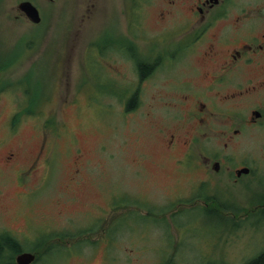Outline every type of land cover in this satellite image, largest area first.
<instances>
[{
  "label": "rangeland",
  "instance_id": "rangeland-1",
  "mask_svg": "<svg viewBox=\"0 0 264 264\" xmlns=\"http://www.w3.org/2000/svg\"><path fill=\"white\" fill-rule=\"evenodd\" d=\"M19 1L0 0V61L15 60L0 84V234L35 264H245L264 251V125L227 140L254 177L201 184L204 158L219 156L187 114L182 79H196L199 55L160 38L191 14L161 0H26L37 26L12 19ZM151 59L127 109L136 61Z\"/></svg>",
  "mask_w": 264,
  "mask_h": 264
},
{
  "label": "flooded vegetation",
  "instance_id": "flooded-vegetation-1",
  "mask_svg": "<svg viewBox=\"0 0 264 264\" xmlns=\"http://www.w3.org/2000/svg\"><path fill=\"white\" fill-rule=\"evenodd\" d=\"M23 2L27 1H19L11 7L14 21H31L20 9ZM161 2L171 7L182 5L191 14L187 21L177 26L178 32L164 29L167 33L160 35V38L163 41L172 39L171 46L179 47L180 51L193 46L192 50L199 55L200 70L195 72L196 79H190L192 73L187 74L182 79V86L187 88L186 92L193 103L192 109L187 112L196 120L192 126L193 140L196 142L197 132L207 135L203 138L206 150L219 156V159L204 158L206 164L203 169L206 173L202 186L210 183L212 172L217 175L224 173V177L231 183L245 177H254V160L250 155L242 158L241 162H233L232 153L225 155V152L229 148L227 140H231L229 144L235 145V137L242 134L243 128L264 125V0ZM37 11L40 20L38 23L32 22V25L39 26L42 16ZM177 37L180 39L175 45ZM118 46H122L121 41ZM136 54L137 50L134 51ZM14 62L0 61V84L3 81L2 74L7 73L12 67L10 64L14 65ZM141 64L148 67L144 74L140 70ZM136 69V88L127 99H133L134 105L141 82L157 70L152 59L137 60ZM212 138L223 140L222 147L217 148ZM16 155V151H11L5 161H10ZM187 157L189 160L190 156ZM250 160L253 161L247 163ZM18 178H21L20 175Z\"/></svg>",
  "mask_w": 264,
  "mask_h": 264
},
{
  "label": "trees",
  "instance_id": "trees-1",
  "mask_svg": "<svg viewBox=\"0 0 264 264\" xmlns=\"http://www.w3.org/2000/svg\"><path fill=\"white\" fill-rule=\"evenodd\" d=\"M140 70L141 73L144 74L145 72L148 71V67L147 65L141 64L140 65ZM132 103H133V99H131L130 101H128L127 104V108H131L132 107ZM49 123V121H47ZM8 247V249H10L9 253L7 256H5V258H2V256H0V264H16L15 263V256L22 251V247H20L17 242L13 241L10 237H8L5 234H0V252L1 250H3L4 248L6 249ZM50 251V250H48ZM38 260L37 255H35V260L32 264H35L36 261ZM245 264H264V251H262L261 253H259L257 256H255L253 259H251L250 261H248Z\"/></svg>",
  "mask_w": 264,
  "mask_h": 264
},
{
  "label": "water",
  "instance_id": "water-1",
  "mask_svg": "<svg viewBox=\"0 0 264 264\" xmlns=\"http://www.w3.org/2000/svg\"><path fill=\"white\" fill-rule=\"evenodd\" d=\"M20 9L23 10L28 18L33 23H38L40 17L37 9L30 2H23L20 4ZM35 260V255L29 252H21L15 256L16 264H32Z\"/></svg>",
  "mask_w": 264,
  "mask_h": 264
}]
</instances>
